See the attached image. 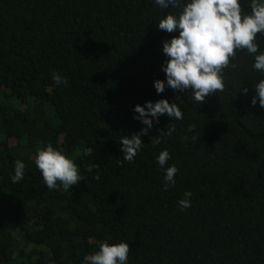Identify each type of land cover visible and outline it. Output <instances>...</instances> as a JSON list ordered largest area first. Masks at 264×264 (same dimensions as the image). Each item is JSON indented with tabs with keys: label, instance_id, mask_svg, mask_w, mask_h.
Wrapping results in <instances>:
<instances>
[{
	"label": "trees",
	"instance_id": "1",
	"mask_svg": "<svg viewBox=\"0 0 264 264\" xmlns=\"http://www.w3.org/2000/svg\"><path fill=\"white\" fill-rule=\"evenodd\" d=\"M178 11L153 0H0V264H81L104 240L128 242L129 264H264V108L251 103L264 73L238 50L224 90L201 105L188 91L157 93L163 42L179 34L157 23ZM160 99L184 119L162 115L135 162L123 161L121 137L145 127L135 106ZM48 143L86 177L70 191L50 190L35 165ZM164 149L179 169L167 191L155 162ZM16 160L26 167L13 183ZM185 191L192 204L181 211Z\"/></svg>",
	"mask_w": 264,
	"mask_h": 264
},
{
	"label": "clouds",
	"instance_id": "2",
	"mask_svg": "<svg viewBox=\"0 0 264 264\" xmlns=\"http://www.w3.org/2000/svg\"><path fill=\"white\" fill-rule=\"evenodd\" d=\"M160 9H179L168 13L159 20L158 27L168 33L178 32L163 42V53L167 57L162 65L166 79L156 80L154 87L157 93L166 88L184 93L191 92L192 100L201 105L212 94L222 92L225 88V68L237 67L235 61L237 51H244L254 57L251 67L264 73V51H260L258 34H264V0H248L250 11H242L241 0H153ZM57 86L65 83L58 72L52 73ZM255 95L252 106L264 108V78L254 82ZM247 93L248 89L244 88ZM180 97V96H179ZM177 97V100L179 99ZM134 119L145 127L138 133L121 137L119 145L124 153L123 161L133 163L144 145L142 137L148 135L154 122L159 123L162 115L172 121L183 120V112L177 102L168 99L155 102L147 101L144 105H136ZM175 130L171 125L168 131L153 137L152 144L159 145L160 137L171 136ZM193 129L190 128L189 131ZM93 147L82 149L84 157H90ZM171 153L164 149L156 157L155 162L163 172L162 190L176 186L179 169L173 164L168 166ZM35 165L39 169L44 184L50 189L61 188L70 191L86 177L81 174L77 163L68 157L63 148L54 147L51 143L41 146L36 153ZM25 163L14 162L13 183L24 179ZM98 164L92 162L87 172L91 173ZM99 180V175L94 176ZM192 192L185 191L178 200V208L183 211L190 208ZM130 245L128 242L109 243L104 240L98 243V251L83 257L81 264H129Z\"/></svg>",
	"mask_w": 264,
	"mask_h": 264
}]
</instances>
